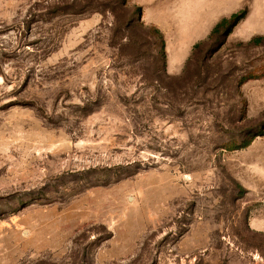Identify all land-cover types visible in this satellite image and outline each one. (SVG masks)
Listing matches in <instances>:
<instances>
[{
    "label": "rangeland",
    "instance_id": "1",
    "mask_svg": "<svg viewBox=\"0 0 264 264\" xmlns=\"http://www.w3.org/2000/svg\"><path fill=\"white\" fill-rule=\"evenodd\" d=\"M257 35L264 0H0V264H264Z\"/></svg>",
    "mask_w": 264,
    "mask_h": 264
},
{
    "label": "trees",
    "instance_id": "2",
    "mask_svg": "<svg viewBox=\"0 0 264 264\" xmlns=\"http://www.w3.org/2000/svg\"><path fill=\"white\" fill-rule=\"evenodd\" d=\"M139 8L141 9V7L139 6ZM246 15V9H240L236 12H233L231 13L229 16L227 17H222L219 21H217L215 23V25L213 26V28L211 29L208 37H211L215 34H218L220 33L222 30H227L228 33L231 31V29ZM159 33H160V36L162 38L161 40V55L163 58L166 57V52H165V41H164V38H163V35L162 33L160 32V30H157ZM262 39H264V35H257V36H254L251 41H254V42H259L261 41ZM197 43L194 44V46H196ZM263 131L262 130H259V132L257 133H254L253 136H256V135H259L261 134ZM249 139L247 140H244L243 143L241 145H244L246 143H248Z\"/></svg>",
    "mask_w": 264,
    "mask_h": 264
},
{
    "label": "crops",
    "instance_id": "3",
    "mask_svg": "<svg viewBox=\"0 0 264 264\" xmlns=\"http://www.w3.org/2000/svg\"><path fill=\"white\" fill-rule=\"evenodd\" d=\"M218 21H219V20H218ZM214 25H215V24H214ZM214 25H213V26H214ZM212 28H213V27H212ZM212 28H211V29H212ZM210 31H211V30H210ZM209 33H210V32H209Z\"/></svg>",
    "mask_w": 264,
    "mask_h": 264
},
{
    "label": "bare ground",
    "instance_id": "4",
    "mask_svg": "<svg viewBox=\"0 0 264 264\" xmlns=\"http://www.w3.org/2000/svg\"><path fill=\"white\" fill-rule=\"evenodd\" d=\"M2 80V78L0 77V81Z\"/></svg>",
    "mask_w": 264,
    "mask_h": 264
}]
</instances>
